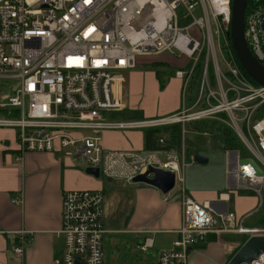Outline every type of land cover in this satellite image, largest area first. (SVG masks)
Wrapping results in <instances>:
<instances>
[{
  "label": "built area",
  "instance_id": "1",
  "mask_svg": "<svg viewBox=\"0 0 264 264\" xmlns=\"http://www.w3.org/2000/svg\"><path fill=\"white\" fill-rule=\"evenodd\" d=\"M230 2L0 0V129L15 132L20 154L57 150L81 170L97 169L104 180L129 183L148 166L171 173L170 191L179 194V224L176 239L157 253L156 264H186L188 252L203 245L208 235L261 232L242 228L233 213L215 212L208 202L188 198L182 187V158L166 155L162 161L153 152L108 151L99 142L104 131L182 127L211 119L239 145L225 150V189L259 196L264 189V87L252 85L233 59L227 37ZM191 27H196L199 41L188 35ZM243 40L263 66L261 4L244 13ZM161 53L191 62L189 68L174 72L182 82L181 110L140 121L107 119L124 106L122 72L131 70L138 56ZM193 80L195 99L187 106L185 95ZM243 159L253 161L262 174L241 164ZM102 217V190L62 192L56 234L63 251L50 264H75L76 259L80 264H102ZM25 235L17 233L11 246L17 258L23 254ZM151 246V238H145L137 249L145 252ZM249 264H264V251Z\"/></svg>",
  "mask_w": 264,
  "mask_h": 264
},
{
  "label": "crops",
  "instance_id": "2",
  "mask_svg": "<svg viewBox=\"0 0 264 264\" xmlns=\"http://www.w3.org/2000/svg\"><path fill=\"white\" fill-rule=\"evenodd\" d=\"M154 56L150 68L156 75L147 70L141 59L135 60L131 70L122 72L126 79L121 87L124 106L116 112L122 113V119L113 120L108 115L107 119L140 121L181 110L184 105L182 82L174 77V72L186 69L181 59H187L167 53ZM99 142L101 148L108 151L150 152L143 150L142 130L104 131L99 134ZM219 145L223 159L213 166L209 163L210 150L196 148L188 140V160L181 168L184 194L196 203L208 202L215 212L233 213L242 228L258 230L261 231L258 235H264V189L259 196L250 190H226V149L222 136ZM153 153L162 161L166 155H172L171 150ZM194 155L205 158V163H195ZM207 164L211 169L202 167ZM93 178L57 150L20 154L15 132L0 129V264H50L53 257L61 255L62 241L56 232L60 226L61 194L69 190L103 192L106 228L104 224L103 227L109 235L110 252L105 260L102 255V264H156L157 253L170 248L176 239L179 194L175 189L161 194L145 184L106 180L109 192L105 196L102 182H95ZM115 185L120 189L114 188ZM163 196L166 201L162 200ZM12 200L17 202L12 203ZM19 232L26 235L23 254L17 258L11 252V246ZM249 236L236 233H223L219 237L208 235L203 245L188 252L186 264H226ZM145 238L152 240L148 252L153 253L152 257L137 249Z\"/></svg>",
  "mask_w": 264,
  "mask_h": 264
},
{
  "label": "water",
  "instance_id": "3",
  "mask_svg": "<svg viewBox=\"0 0 264 264\" xmlns=\"http://www.w3.org/2000/svg\"><path fill=\"white\" fill-rule=\"evenodd\" d=\"M246 7V0H231L230 18L227 37L234 57L245 75L259 87H264V67L260 65L249 53L243 40V18ZM193 161L197 164L205 163V158L199 155L193 156ZM241 164H250L256 175L262 172L251 160H240ZM84 173L94 178H98L97 169H85ZM132 183H139L157 189L161 194H166L174 186V177L171 173L152 167H147L146 171L133 177ZM264 251V235H250L243 244L236 250L226 264H249ZM75 264H80L75 260Z\"/></svg>",
  "mask_w": 264,
  "mask_h": 264
},
{
  "label": "rangeland",
  "instance_id": "4",
  "mask_svg": "<svg viewBox=\"0 0 264 264\" xmlns=\"http://www.w3.org/2000/svg\"><path fill=\"white\" fill-rule=\"evenodd\" d=\"M178 25L180 27H182L183 25H185V23H181L179 22ZM188 35L191 36L193 39L195 40H200L199 35L197 33V29L196 27H191L187 30ZM141 59L143 61L144 64L147 65V70H150L153 75H156V72L154 70H151V62L155 60V56H142V57H136L135 60ZM181 62L183 63L182 65L185 68H189L191 66V62L190 60H185V59H181ZM148 63V64H147ZM145 68V69H146ZM144 69V70H145ZM124 76V82L123 84H125V74ZM195 91H196V85L195 87H191L190 89H187L186 95H185V104L187 106H190L191 104H193L194 99H195ZM198 108V106L196 107ZM122 113L117 114L115 113H109L108 114V118L113 119V120H118V119H122L121 118ZM174 126H178L179 128V144L178 147L176 146L174 149H171V154L174 156H177L178 158H183L181 159V161H183V163H187V157H188V140L190 142H192V145L195 146L196 148H205V149H209L210 150V154L208 155L209 157V163L213 166H216L220 163V160L223 159V150L221 148V146L219 145V140L222 136V125L217 124L216 121H213L211 119H204L201 121H194V122H188L186 124H183V126L181 127L180 125L176 124V125H168V126H160V127H155V128H170V127H174ZM153 128V129H155ZM181 130L184 131V133H181ZM126 131H132V130H125V131H118V132H126ZM169 131V130H167ZM102 132H100L101 134ZM191 133V134H190ZM202 133H205L204 135H201ZM83 134H85V132H83ZM195 135H199V136H195ZM162 139H166V136L164 134H162ZM235 141V140H234ZM236 142V141H235ZM239 146V145H238ZM239 148V147H238ZM237 148V149H238ZM105 150V149H103ZM243 155V153H240V157ZM204 167L206 170L209 168L211 169L210 165L207 164V166H202ZM187 172V168L185 169V173ZM186 176V174H183V177ZM93 181L95 182H102L103 188H104V195L106 196L107 193L109 192L108 189V181L104 180L102 177H98L97 179L93 178ZM116 183H120L119 180L113 181ZM114 188L120 189L119 186H113ZM174 190V189H173ZM172 191H170L171 193ZM169 193V194H170ZM102 221L103 224L106 228V220L105 218L103 219L102 217ZM108 237L109 235L104 234L102 236L101 239V249H102V255H103V260H105L107 257V255H109L110 252V248H109V244H108ZM150 250L146 251V252H139L141 254H144L145 256H151L153 253L148 254Z\"/></svg>",
  "mask_w": 264,
  "mask_h": 264
},
{
  "label": "trees",
  "instance_id": "5",
  "mask_svg": "<svg viewBox=\"0 0 264 264\" xmlns=\"http://www.w3.org/2000/svg\"><path fill=\"white\" fill-rule=\"evenodd\" d=\"M261 4L264 6V0H246V7L244 13H246L250 8L255 7L256 5ZM233 59L236 62L238 68L240 71L244 74L245 78L252 84L255 85L254 82H252L243 72V70L238 65L234 55ZM264 67V64H263ZM199 71V68L197 69ZM196 83L195 80H193L189 84V88L195 87ZM169 130V131H167ZM162 134L166 136V139H162ZM222 139L225 149H237L239 146L234 141L233 137L229 133V131L222 127ZM159 140H161V143H159ZM179 144V128L178 126L170 127V128H155V129H147L143 131V150L144 151H164V150H171L174 149L176 146L178 147Z\"/></svg>",
  "mask_w": 264,
  "mask_h": 264
}]
</instances>
